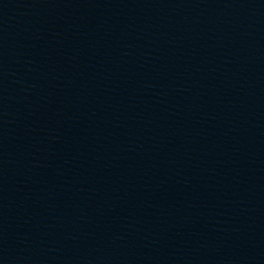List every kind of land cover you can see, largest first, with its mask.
<instances>
[{"label":"water","instance_id":"1","mask_svg":"<svg viewBox=\"0 0 264 264\" xmlns=\"http://www.w3.org/2000/svg\"><path fill=\"white\" fill-rule=\"evenodd\" d=\"M0 264H264V0H0Z\"/></svg>","mask_w":264,"mask_h":264}]
</instances>
